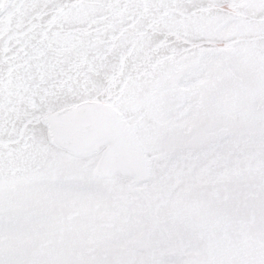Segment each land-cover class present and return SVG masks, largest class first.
<instances>
[{
	"label": "snow or ice",
	"instance_id": "1",
	"mask_svg": "<svg viewBox=\"0 0 264 264\" xmlns=\"http://www.w3.org/2000/svg\"><path fill=\"white\" fill-rule=\"evenodd\" d=\"M0 264H264V0H0Z\"/></svg>",
	"mask_w": 264,
	"mask_h": 264
}]
</instances>
